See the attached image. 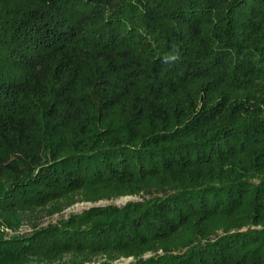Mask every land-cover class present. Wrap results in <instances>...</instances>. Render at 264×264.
Segmentation results:
<instances>
[{
	"label": "trees",
	"instance_id": "1",
	"mask_svg": "<svg viewBox=\"0 0 264 264\" xmlns=\"http://www.w3.org/2000/svg\"><path fill=\"white\" fill-rule=\"evenodd\" d=\"M99 254L264 264V0H0V264Z\"/></svg>",
	"mask_w": 264,
	"mask_h": 264
},
{
	"label": "rangeland",
	"instance_id": "2",
	"mask_svg": "<svg viewBox=\"0 0 264 264\" xmlns=\"http://www.w3.org/2000/svg\"><path fill=\"white\" fill-rule=\"evenodd\" d=\"M138 200H142V197L139 194H125L113 198H101L97 201L80 200L73 203L72 205L63 206L61 209H56L52 212H48V210H52L54 209V207H51L48 210L41 209L38 211L37 214L23 218L18 230L25 232L30 231L33 227H44L50 223H57L62 218H68L72 213H81L84 210L90 209L92 207H103L111 204L117 206H125L130 201ZM8 231L14 234V231H12L11 229H9ZM163 253V249L150 250L146 252L143 257L149 258L151 256ZM65 260H72V256L66 255ZM136 261L137 257L135 255H121L116 257H109V255L107 254H99L93 256L92 258L84 259V264H135Z\"/></svg>",
	"mask_w": 264,
	"mask_h": 264
},
{
	"label": "built area",
	"instance_id": "3",
	"mask_svg": "<svg viewBox=\"0 0 264 264\" xmlns=\"http://www.w3.org/2000/svg\"><path fill=\"white\" fill-rule=\"evenodd\" d=\"M89 264V263H88ZM94 264V263H93Z\"/></svg>",
	"mask_w": 264,
	"mask_h": 264
}]
</instances>
